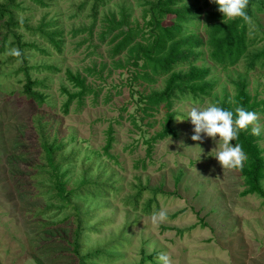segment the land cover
I'll list each match as a JSON object with an SVG mask.
<instances>
[{
  "label": "rangeland",
  "instance_id": "rangeland-1",
  "mask_svg": "<svg viewBox=\"0 0 264 264\" xmlns=\"http://www.w3.org/2000/svg\"><path fill=\"white\" fill-rule=\"evenodd\" d=\"M43 1L45 8L17 1L15 18L23 25L13 31L21 43L37 47L22 49L25 62L10 54L19 48L9 36L3 39L7 31L0 23V264H77L70 246L76 226L79 256L100 252L87 264H141L148 256H153L152 262L143 264H157L161 252L169 255L170 264H264L263 199L242 195L238 170L223 169L213 157L218 142L193 141V125L186 119L193 106L231 99L232 81L245 80L262 126L259 146L264 160V66L249 73L244 62L222 69L208 60L206 47L197 49L200 55L190 60L209 70L211 94L175 99L171 127L176 136L153 144L147 156L146 142L161 131L165 110L161 106L145 113L143 98L161 91L164 78L146 85L134 80L139 68L126 52L113 61L109 58L115 33L108 19L115 16L119 21L124 14V30L138 31L137 40L147 38L150 27L143 13L153 0H98L95 20L88 17L92 1ZM173 22L174 17L167 16L163 24ZM41 23L61 33L60 54L31 31ZM247 24L261 49L264 11L253 10ZM182 27V38L203 37V17ZM118 62L122 68H115ZM21 67L31 80L42 83L35 87L46 96L42 106L22 94L26 77ZM66 70L81 74L98 93L87 96L82 106L73 102L63 114L67 97L62 89L76 91L65 78ZM38 124L47 141L61 147L57 174L71 193L70 205L53 197ZM109 126L114 132L112 159L103 153ZM261 186L264 190V180ZM161 209L167 218L154 224L152 214Z\"/></svg>",
  "mask_w": 264,
  "mask_h": 264
},
{
  "label": "trees",
  "instance_id": "trees-1",
  "mask_svg": "<svg viewBox=\"0 0 264 264\" xmlns=\"http://www.w3.org/2000/svg\"><path fill=\"white\" fill-rule=\"evenodd\" d=\"M17 1L0 0V23L2 22V29L7 31L3 39L6 40L8 36L10 37L12 45H16L19 48L20 55L17 57L25 62V58L22 56V49H35L37 47L33 44L21 43V37L13 31L23 25L22 22L16 21L15 18V12L20 9ZM28 1L38 7H46L43 0ZM88 1L93 2L91 13L88 17L91 20H95L98 0ZM149 5V8L143 13V18H148L147 25L150 27L147 38L141 36V40H137L139 37L138 31H134L131 28L124 30L126 26L124 14H121L119 21H116L115 16L108 19L111 20L109 22L111 32L115 33L109 41L112 46L109 50V58L113 61L116 57L126 52L129 59L133 61V65L139 68L134 75L135 81L153 85L158 78H164V86L161 91H153L143 98L145 113L157 110L161 106L165 110L161 131L155 134L150 141L146 142L148 144L147 156H150L153 144L167 137L176 136L171 127L175 117L172 112V105L175 99L188 95L192 99L197 100L211 94L213 84L207 80L209 70L195 66L190 60L191 57L195 60L200 55L197 49L206 47L208 60L222 69L244 62L245 72L249 73L264 66V47L261 49L256 48L258 39L256 36H252V32H248L247 20L236 18L222 21L221 13L217 11L215 4L209 3V0H153ZM253 10L259 13L263 12L264 1L248 0L246 8L248 20L253 18ZM167 16L174 17L172 25L165 26L163 24ZM201 17H203L204 23L203 37L190 36L182 38V24ZM48 26L49 24L41 23V25L31 31L45 39L54 51L60 54L62 45L61 33L48 30L46 28ZM82 31H85V29H82ZM262 36L264 38V35ZM40 52L45 54L42 50ZM182 65H188L187 70L174 71L176 67ZM122 67L120 62L115 64V68ZM45 69L52 72L59 71L51 66H46ZM19 71L23 72L26 77L22 94L36 103V105L42 106L45 103L46 96L35 90V87L42 86V83L31 80L26 67H21ZM65 78L76 91L69 92L66 89H62V93L67 97L62 105L63 114L68 113L69 107L73 102L82 106L87 96H97L98 92H95L86 83V79L81 74L66 70ZM232 84L235 88L234 96L231 99L224 97L218 105L232 110L237 106H242L247 110L255 111L256 104L252 101L247 91L245 80L238 79L232 81ZM38 125L43 153L42 160L44 161V167L49 169L48 175L52 180L53 197L61 203L70 205L72 203L70 199L71 193L66 192L57 174L62 163V157L58 154L61 147L56 141L48 142L43 135V129L40 124ZM259 141L260 136L252 135L249 126V129L241 130L238 138L235 141H230V143H239L247 155L243 168L237 169L244 185L242 195H256L263 199L264 203V190L261 186V182L264 180V160ZM113 142L114 132L112 126H109L103 148V153L108 159H112L110 150ZM72 205L76 211L75 215L78 216L77 206ZM73 234V241L70 246L77 257V264H87V261L93 256L100 254V252L94 251L90 254L79 256L78 240L80 230L78 226H76ZM152 258L153 256L143 257L141 264L145 261L152 262Z\"/></svg>",
  "mask_w": 264,
  "mask_h": 264
},
{
  "label": "clouds",
  "instance_id": "clouds-1",
  "mask_svg": "<svg viewBox=\"0 0 264 264\" xmlns=\"http://www.w3.org/2000/svg\"><path fill=\"white\" fill-rule=\"evenodd\" d=\"M209 3L216 5L217 11L222 15V21L236 18L248 20L246 13L248 0H209ZM10 54L19 56L20 52L18 49H13ZM186 119L193 125L191 135L193 141L213 138L215 145L218 142L219 146L213 157L223 169H240L244 166L247 159L244 149L239 143H230L238 138L241 130H247L251 126L252 135L260 136L262 132L258 114L242 106L232 110L220 107L216 102H209L206 107H191L187 111ZM166 218L167 211L164 209L152 214L154 224ZM156 261L157 264H170V257L167 253L161 252L156 256Z\"/></svg>",
  "mask_w": 264,
  "mask_h": 264
}]
</instances>
